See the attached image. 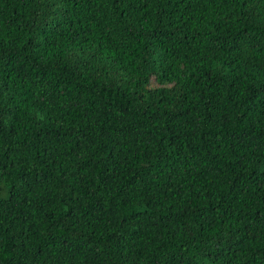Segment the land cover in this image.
Segmentation results:
<instances>
[{
    "label": "trees",
    "instance_id": "trees-1",
    "mask_svg": "<svg viewBox=\"0 0 264 264\" xmlns=\"http://www.w3.org/2000/svg\"><path fill=\"white\" fill-rule=\"evenodd\" d=\"M0 264H264V0H0Z\"/></svg>",
    "mask_w": 264,
    "mask_h": 264
}]
</instances>
